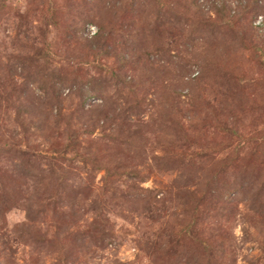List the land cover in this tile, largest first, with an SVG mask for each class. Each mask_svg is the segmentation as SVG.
<instances>
[{"label":"rangeland","instance_id":"rangeland-1","mask_svg":"<svg viewBox=\"0 0 264 264\" xmlns=\"http://www.w3.org/2000/svg\"><path fill=\"white\" fill-rule=\"evenodd\" d=\"M0 264H264V0H0Z\"/></svg>","mask_w":264,"mask_h":264},{"label":"trees","instance_id":"trees-1","mask_svg":"<svg viewBox=\"0 0 264 264\" xmlns=\"http://www.w3.org/2000/svg\"><path fill=\"white\" fill-rule=\"evenodd\" d=\"M58 153L55 155V158H56L57 162H58V157H56V156L61 155L62 152L61 151H58ZM81 153L82 152H80V151H75L74 152V155L77 158H79V157H81ZM92 162L95 163V161H93V160H92ZM106 169H107L108 172H107V174L104 177V184L101 187V190L99 191V196L95 199L96 205H97V207H99L101 209V211H103L106 208H108L107 202H106V200L104 201L103 198H105V199L107 197H110L111 198L117 192L116 186H115V184H114L113 181H116L117 178H120L122 176V174L120 172H118V170L112 169L110 167H108ZM68 171H71V170L70 169L69 170H65L64 175ZM133 173L136 174L135 171H132L131 172V174H133ZM126 177H131V175L130 174H127ZM134 177H136V176H134ZM91 186H92V184H91ZM139 189H141V188H139ZM159 191H162V190H159ZM148 192H150V193L148 195L147 202L150 203V204H152V205H153V203H158V199H156L157 198V195L155 194V195L152 196V194H151L152 190L151 189H149ZM142 194L143 193H134L132 195L135 198V200H140L141 199L140 197H141ZM98 216H100V219H103L104 216H105V214L103 212H100L98 214Z\"/></svg>","mask_w":264,"mask_h":264}]
</instances>
